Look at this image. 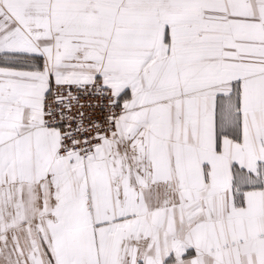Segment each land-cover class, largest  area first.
Returning <instances> with one entry per match:
<instances>
[{
    "label": "snow or ice",
    "instance_id": "1",
    "mask_svg": "<svg viewBox=\"0 0 264 264\" xmlns=\"http://www.w3.org/2000/svg\"><path fill=\"white\" fill-rule=\"evenodd\" d=\"M0 264H264V0H0Z\"/></svg>",
    "mask_w": 264,
    "mask_h": 264
}]
</instances>
